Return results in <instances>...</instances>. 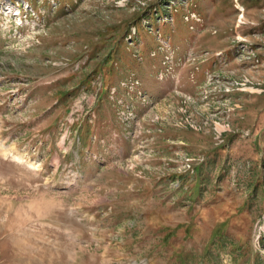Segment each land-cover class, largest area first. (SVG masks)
I'll list each match as a JSON object with an SVG mask.
<instances>
[{
    "label": "rangeland",
    "instance_id": "374dc122",
    "mask_svg": "<svg viewBox=\"0 0 264 264\" xmlns=\"http://www.w3.org/2000/svg\"><path fill=\"white\" fill-rule=\"evenodd\" d=\"M0 264H264V0H0Z\"/></svg>",
    "mask_w": 264,
    "mask_h": 264
}]
</instances>
